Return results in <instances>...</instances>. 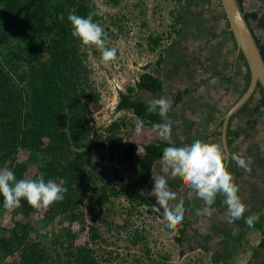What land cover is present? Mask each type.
Segmentation results:
<instances>
[{
	"label": "trees",
	"instance_id": "16d2710c",
	"mask_svg": "<svg viewBox=\"0 0 264 264\" xmlns=\"http://www.w3.org/2000/svg\"><path fill=\"white\" fill-rule=\"evenodd\" d=\"M238 2L245 11L246 0ZM218 5L221 7L219 0ZM99 9L92 0H0V166L12 170L17 180L26 179L29 164L18 160V153L24 150L41 168L30 179L43 173L45 181L53 179L67 188L62 201L38 209L23 198L20 207L6 209L0 195V216L4 213L20 215L11 227L0 228V264H102L108 261L111 251L102 252L99 248L100 253L90 241L76 242L78 233L73 224L79 223L85 228V206L90 213L102 208L107 214L112 213L110 204L120 196L156 213L152 211L154 202L145 194L144 187L152 179V169L161 159L163 148L184 145L183 141H161L154 131L155 137L143 144L140 151L138 143L128 140L130 133L122 132L129 120H113L103 130L95 127L91 105L98 102V93L92 86L88 47L94 51L96 47L85 46L71 35L68 15L71 12L86 17L89 11ZM222 14L228 27L224 11ZM245 18L264 28V14L259 10L245 11ZM93 19L102 26L103 15ZM175 32L179 35L180 29L176 28ZM148 40L154 51L161 45L162 38L151 35ZM257 42L264 58V42L258 37ZM238 58L246 72L237 99L250 81L242 52ZM162 61L160 56L158 65ZM142 90L149 92L153 99L160 98L165 93V81L145 71L120 93L117 107L132 113L134 126L140 119L153 129L154 124L164 119L158 113L147 112L150 101L138 95ZM193 90L185 87L177 91L173 94L175 102ZM256 94L259 100L254 110L264 107V90L258 83L239 112L247 110ZM232 134L239 135L229 127L228 135L232 137ZM112 175L122 182L120 186L110 182ZM221 202L218 194L213 206ZM40 212L43 215L35 220V214ZM250 214L246 211L241 223H245ZM157 215L163 220L162 212ZM107 219L103 214L97 216L101 222H108ZM54 223L60 225L51 236L40 235L41 227ZM262 225L264 218L259 217L255 226L261 229ZM189 227L187 221L181 222L176 241L183 242ZM164 229L169 234L174 231L165 224ZM90 233L92 241L100 243L96 225L90 226ZM262 234L258 247L264 248V231ZM139 240L136 234L133 241ZM8 257H12L11 261L4 263ZM257 264H264V255Z\"/></svg>",
	"mask_w": 264,
	"mask_h": 264
},
{
	"label": "rangeland",
	"instance_id": "374dc122",
	"mask_svg": "<svg viewBox=\"0 0 264 264\" xmlns=\"http://www.w3.org/2000/svg\"><path fill=\"white\" fill-rule=\"evenodd\" d=\"M92 2L103 10L102 27L106 34V46L117 48V58L105 63L99 50L94 51L88 47L92 86L98 93V102L91 105L95 127L103 130L113 120L122 118L129 120L128 127L122 132L130 133L128 140L138 143L140 151L143 144L155 137L154 130L146 124H143L142 133L137 134L133 125L135 117L130 111L117 107L120 93L124 92L128 85L134 84L145 71L152 72L165 81V93L161 97L168 100L172 99L174 92L185 86L196 88L194 92L186 95V99L194 98L195 103L200 102L198 99L202 96L207 99L218 94V100L210 98L213 108H218L214 102L217 104H220L219 101L224 102L220 104L219 111L215 109L217 116H222L238 97L244 84L243 74L246 72L243 65L238 67L240 74L228 85L230 88L228 91L221 92L215 86L211 87L212 82H217L213 73L222 64L221 58L215 59L212 51L219 47V43L223 44L224 49L230 48V45L226 44L229 37L225 29L226 21L220 16L223 11L217 4L218 0H92ZM245 8L259 10L264 14V0H246ZM250 24L256 36L264 42V28H259L257 22L253 20ZM176 28L180 29V34L177 36ZM212 32L217 36L210 37L209 34ZM151 35L162 38L161 45L154 51L151 50L148 40ZM160 56L163 61L158 65ZM232 57L233 55L227 51L226 58ZM138 95L147 101L153 99V96L144 90ZM258 100L259 95L256 94L248 109L234 119L233 127L241 135L235 139L233 150L234 154L241 155L245 160L251 159L250 172L239 167L247 175V181L243 178L240 182V185L246 184L243 188L248 196L247 207L264 212V175L259 176L256 171L259 169L264 171V107L254 110ZM196 109L189 107L185 116L198 118L200 111ZM253 118L256 122L248 123ZM206 141L221 144L219 134L213 135ZM29 154L24 150L18 153V160L29 164L26 179H30L38 169H41L30 160ZM106 164L114 166L109 162ZM233 164L237 165L235 161ZM4 168L0 166V170ZM153 173L163 174L160 171L159 161L155 164L152 175ZM167 179L169 188L177 193V199L170 203L173 205L183 203L185 211L182 221L190 224L183 235V242L180 243L175 239L176 235H180L179 226L172 233H166L163 220L157 213H150L145 206L130 202L123 196L115 197L114 203L110 204L113 211L110 214H107L104 208L90 213L85 206V228L82 229L79 223H74L72 226L78 233L76 242L90 241L100 253L99 248H102V252L111 251L109 260L102 264H256L259 262L264 250L256 244L261 237L259 231H254L257 234V239H254L251 238V230L240 226L238 220L229 223L226 206L213 208L211 217L197 216V209L203 207L202 200L193 193L192 203L188 202L186 197L188 189L183 181L179 177L168 176ZM171 180H180V186L176 188L169 185ZM110 182L117 186L122 184L115 175H112ZM153 185L154 181L151 179L144 187V192L151 202L155 203V197L148 195ZM99 214L107 216L108 222L98 221ZM42 215L41 212L35 214V220ZM19 218L18 214L4 213L0 216V228L11 227L13 221ZM59 225L54 223L41 227L40 235L51 236ZM92 225L99 228L100 243H95L91 239ZM136 234L140 237L138 242L133 241ZM11 259L12 257L6 258L4 263L10 262Z\"/></svg>",
	"mask_w": 264,
	"mask_h": 264
},
{
	"label": "clouds",
	"instance_id": "9594fccd",
	"mask_svg": "<svg viewBox=\"0 0 264 264\" xmlns=\"http://www.w3.org/2000/svg\"><path fill=\"white\" fill-rule=\"evenodd\" d=\"M101 15L102 9L89 11L86 17L70 12L68 20L72 26L71 35L79 38L85 46H95L100 51L102 60L108 63L117 58V48L106 46L104 29L93 19ZM171 107V101L164 97L151 100L147 106L148 113H158L164 119V122L153 125V130L161 141H171L172 122L167 119ZM143 123L140 119L135 121L137 134L142 133ZM231 159L238 167L251 171L250 158L245 160L241 155L233 154ZM159 164L163 174L153 173L154 185L148 195L155 197L152 211L162 212V222L167 229L176 230L185 211L182 202L174 205L170 203L177 199V193L169 188L168 176L179 177L183 181L188 189L189 199L195 193L196 197L203 201V207L196 211L197 216L211 217L214 211L212 206L219 194L224 197L223 203L227 207L229 223L244 218L247 207L239 195V186L226 165L225 152L220 143L196 140L182 146H167L163 148ZM66 192L67 188L62 182L57 183L53 179L45 181L43 173L35 179L17 180L12 170H0V195L6 209L20 207L22 198L33 208H46L54 202L62 201ZM258 220L259 215L252 213L247 216L245 223L251 228Z\"/></svg>",
	"mask_w": 264,
	"mask_h": 264
},
{
	"label": "crops",
	"instance_id": "0c3cea01",
	"mask_svg": "<svg viewBox=\"0 0 264 264\" xmlns=\"http://www.w3.org/2000/svg\"><path fill=\"white\" fill-rule=\"evenodd\" d=\"M244 9H245V11H248L245 8V3H244ZM220 16L222 17V19L224 21H226L225 18L223 17V14L222 15L220 14ZM225 29H226V33L228 34V37H229L228 41L226 42V44L230 45L229 50L228 49H224L223 48V44L221 45L219 43V47L212 51V53L214 54V58L215 59L220 60V58H221L222 64H221L220 68H218V70L213 73V76L217 79V82L216 81L212 82L211 83V87L215 86V88L218 89V90H221V92H223V91L226 92V91H228L230 89L228 85L230 83H232V80L235 79L240 74V70H239L238 67L241 66V65L244 66V63L241 60H239V58L237 56L236 44L234 43L233 38H232L231 34L229 33V30H228V27H227V23H226V28ZM212 33H211L212 35L209 34L210 37L213 38V37L217 36L215 32H212ZM227 51H229V53L231 55H233L232 58H230V59L226 58ZM221 68H223V69H221ZM208 73H210V72H208ZM244 75H245V73L243 74V79L245 77ZM176 77H178V75ZM202 80H204V79L202 78ZM202 80H201V82L203 83ZM243 86H244V84H243ZM243 86H242V88H243ZM185 87H190V86H185ZM185 87H183V88H185ZM179 90H181V89H179ZM195 90H196V88H194V90L191 91L190 93L194 92ZM241 91H242V89H241ZM241 91H240V93H241ZM176 92H174V93H176ZM190 93H187V94L183 95L182 99L179 102H175L173 94H172V99L169 100L172 103V107H171L170 111L167 114V119L172 122L171 142L183 141L184 145H185V144H191L192 142H194L196 140L206 141V140H208V138L212 137L213 135L219 134L220 135V140H221V146L223 148L222 138H221L222 117H223L224 113L227 111V109L229 107L225 110V112L222 114V116H217L216 112L219 111V109L221 108L220 106L224 102H220L219 101V103L221 105L217 104V102H214V105L218 106V108H213L211 106L212 103L210 101V98L218 100L219 99V97H218L219 95L218 94L217 95H212V97L207 98V99L203 98L204 96H202L201 98L198 99V100H200V102L195 103V101H194L195 99L192 98V97L186 99V97H187L186 95H189ZM184 96H185V98H184ZM234 101H233V103H234ZM189 107H191V109L197 108L196 111L197 110L200 111V115L198 116V118L192 119L191 117L188 118V116H185L186 110L189 109ZM240 113H242V112H240ZM253 121L256 122V119L253 118L250 122L248 121V123H252ZM233 130L237 131L239 133V135L235 136L234 134H232V137H231V136L228 135V132H227L228 145H229L231 153H232L231 157L234 154L233 144L235 142V139H237V137H239L241 135V133L237 129L234 128ZM230 138L232 139L231 142H229ZM223 150H224V148H223ZM158 161H160V159ZM158 161H156L155 164ZM155 164H154V166H155ZM227 167H228L229 171L232 173L236 184L239 186V189H240L239 195H240L242 201L245 203V205L247 207V205L249 204V201L247 200L248 196L246 194L245 188H243L244 185H246V184L240 185V182L242 181L243 178L247 181V178H246L247 175H245V172H243L242 169H240L237 165L233 164V160L231 158L228 161ZM153 169H154V167H153ZM256 171H257L259 176H263L264 175V171L263 170L259 169V170H256ZM253 174H254V172H253ZM172 181L174 182V180L169 181V185L175 186L176 188L178 186H180V180H176L175 181L176 184H171ZM148 183H150V182H148ZM259 192H260V190H259ZM219 197L221 198L222 202L219 203V205L212 206L214 209H218V208H220L222 206H226L223 203L224 197L222 195H219ZM187 201L192 203V198L189 199L187 197ZM250 201H251V199H250ZM252 207H254V206H252ZM246 211L258 214L259 217L264 218V212H260L261 210H259V209L257 210V208H255V210H254L253 208L251 209V207L250 208L247 207ZM241 221H243V218L238 219V223L240 224V226H242L243 228L247 227V228H249V230H251V233H252L251 238L254 237V239L255 238L257 239V234H255L254 231H259L261 233V237H260V240H261L262 235H263L262 232L264 231V225H262L261 229L258 228L257 226H254V227L250 228V227L247 226L246 223H241ZM260 240L256 241L257 242L256 243L257 247H258V243L260 242ZM259 248H261V247H259ZM262 249H264V248H262ZM263 255H264V250H263ZM263 255H262V257H263ZM262 257H261V259H262Z\"/></svg>",
	"mask_w": 264,
	"mask_h": 264
},
{
	"label": "water",
	"instance_id": "95a60500",
	"mask_svg": "<svg viewBox=\"0 0 264 264\" xmlns=\"http://www.w3.org/2000/svg\"><path fill=\"white\" fill-rule=\"evenodd\" d=\"M221 7L229 24L228 30L232 33L237 50L247 62L250 81L245 92L227 109L222 117L221 138L226 156V165L231 158V150L228 145V127L231 117L238 113L241 107L249 100L255 92L259 83L264 90V58L258 45L257 37L252 32V26L245 18V11L241 9L238 0H219Z\"/></svg>",
	"mask_w": 264,
	"mask_h": 264
},
{
	"label": "flooded vegetation",
	"instance_id": "af4514ba",
	"mask_svg": "<svg viewBox=\"0 0 264 264\" xmlns=\"http://www.w3.org/2000/svg\"><path fill=\"white\" fill-rule=\"evenodd\" d=\"M254 100V99H253ZM240 114V112L238 111V113H236V114H234L233 116H235V117H237L238 115ZM232 116V117H233ZM232 117H231V119H230V122H229V127L230 128H232V129H234V127H233V121H234V119H235V117L232 119ZM232 120V121H231ZM232 122V123H231ZM230 123H231V125H230ZM228 127V128H229Z\"/></svg>",
	"mask_w": 264,
	"mask_h": 264
}]
</instances>
